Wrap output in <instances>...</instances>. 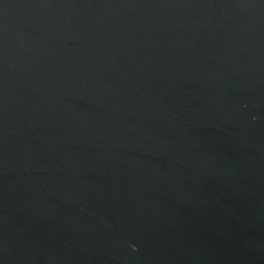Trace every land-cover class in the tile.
I'll return each instance as SVG.
<instances>
[{
	"label": "water",
	"instance_id": "95a60500",
	"mask_svg": "<svg viewBox=\"0 0 264 264\" xmlns=\"http://www.w3.org/2000/svg\"><path fill=\"white\" fill-rule=\"evenodd\" d=\"M0 264H264V0H0Z\"/></svg>",
	"mask_w": 264,
	"mask_h": 264
}]
</instances>
